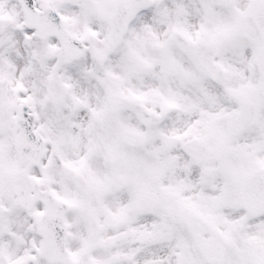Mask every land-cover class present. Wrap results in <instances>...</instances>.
Masks as SVG:
<instances>
[{"label": "snow or ice", "instance_id": "snow-or-ice-1", "mask_svg": "<svg viewBox=\"0 0 264 264\" xmlns=\"http://www.w3.org/2000/svg\"><path fill=\"white\" fill-rule=\"evenodd\" d=\"M0 264H264V0H0Z\"/></svg>", "mask_w": 264, "mask_h": 264}]
</instances>
